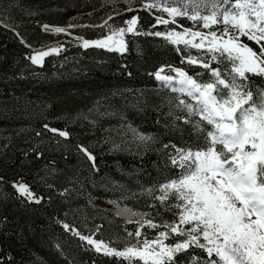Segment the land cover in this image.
Listing matches in <instances>:
<instances>
[{
    "label": "trees",
    "instance_id": "trees-1",
    "mask_svg": "<svg viewBox=\"0 0 264 264\" xmlns=\"http://www.w3.org/2000/svg\"><path fill=\"white\" fill-rule=\"evenodd\" d=\"M142 1L0 0L2 264H127L96 252L63 225L82 235L95 233V239L122 249L136 242L127 235L138 228L136 221L154 218L163 224L174 219L172 212L147 208L138 199L180 172L169 159L173 148L164 145L195 151L204 143L182 120L174 124V116L181 115L173 111L178 93L154 75L163 65L181 66L175 46L162 37L127 33L124 52L94 45L84 48L65 40V35L42 29L43 24L76 25L72 33L93 41L110 35L108 26L101 27L105 21L113 28L125 27L133 15L138 16L140 33L192 26L191 21L177 18L176 25L154 28V17L166 16L145 10ZM54 39H59L57 44H47ZM56 46L61 51L45 57L42 65L28 58L37 47ZM193 70L203 71L199 66ZM252 84L264 88V78L252 77ZM45 124L70 135L53 134ZM131 129L152 139L141 141ZM81 146L95 156L94 162ZM17 182L29 185L40 203L21 195ZM102 200L147 213L127 220L94 202ZM164 230L141 229L149 239ZM191 254H181L177 264H188Z\"/></svg>",
    "mask_w": 264,
    "mask_h": 264
},
{
    "label": "snow or ice",
    "instance_id": "snow-or-ice-1",
    "mask_svg": "<svg viewBox=\"0 0 264 264\" xmlns=\"http://www.w3.org/2000/svg\"><path fill=\"white\" fill-rule=\"evenodd\" d=\"M143 7L167 14V19L164 15L154 17V28L176 25L177 18L191 21L192 26L180 25L182 31L173 27L140 33L138 16L133 15L124 22L125 27L113 28L105 21L101 27L108 26L110 35L103 39H77L84 48L94 45L119 52L127 50L123 39L127 33L162 37L175 46L181 66L166 64L154 75L178 93L173 111L181 115L174 116V124L182 120L204 143L195 151L164 145L173 148L169 159L180 172L160 184L156 189L160 195L153 198L172 212L174 219L163 224L154 218L136 221V231L127 233L137 238L134 244L120 249L112 242L95 239V233L82 235L68 224L63 226L96 252L127 264H177L178 257L190 251L188 264H264V88L252 84V77L264 78V0H175L172 6L169 0H162ZM44 29L56 33L68 30L48 25ZM60 51V46L35 49L28 58L42 65L45 57ZM193 66L203 71H195ZM44 128L60 137L70 135L47 124ZM131 130L141 141L152 139ZM81 151L95 161L87 147L81 146ZM15 187L21 195L40 203L29 185L17 182ZM145 227L165 230L149 239L141 231ZM168 240L174 243H166ZM196 250L201 254L196 255Z\"/></svg>",
    "mask_w": 264,
    "mask_h": 264
},
{
    "label": "rangeland",
    "instance_id": "rangeland-1",
    "mask_svg": "<svg viewBox=\"0 0 264 264\" xmlns=\"http://www.w3.org/2000/svg\"><path fill=\"white\" fill-rule=\"evenodd\" d=\"M159 2H162V0H143L141 6L143 7L145 4H148V3H159ZM174 3H175V0H169V6H172ZM152 10H156V11L160 12L159 9H151L150 11H152ZM163 14H165V16H166L165 19H167L168 18L167 14L166 13H163ZM44 25H48L50 28L63 27V26H57V25L43 24L42 29L44 31H45ZM79 26H81V25H79ZM63 28H66V27H63ZM75 28H78V26L74 25L73 27H69V28H67L68 30L66 32H63V33H56L55 31H49V32H51L53 34L65 35L67 37L65 40H68V41H71L74 43H82L81 41H79L77 39L78 37H82V36L72 33V30ZM58 41H59V39H54L47 44H50L53 46L54 44H57ZM37 49H38V47H37ZM173 75H174V73H173ZM143 195L144 196L141 197L142 200L138 199L140 201V203L142 204V206H146L147 208H150L152 205L156 204L155 206H157V208H160L159 210H162V211L165 210L164 207H162L160 205V202L153 198L154 196L160 195L159 191L153 190V192H151V193L149 191H147ZM94 202L97 204H100L104 207H107L109 209L114 210L118 215L125 217V219H127V220H135V219L139 218L140 213H144V212L147 213V211L142 212L143 211L142 209H136L134 211L133 207H130V206L126 207V206L117 205L116 202H111V201H106V200L94 201Z\"/></svg>",
    "mask_w": 264,
    "mask_h": 264
}]
</instances>
